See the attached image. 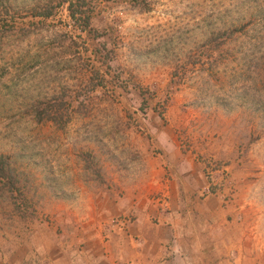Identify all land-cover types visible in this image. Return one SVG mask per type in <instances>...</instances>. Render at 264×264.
<instances>
[{"label":"rangeland","instance_id":"1","mask_svg":"<svg viewBox=\"0 0 264 264\" xmlns=\"http://www.w3.org/2000/svg\"><path fill=\"white\" fill-rule=\"evenodd\" d=\"M0 264H264V0H0Z\"/></svg>","mask_w":264,"mask_h":264},{"label":"trees","instance_id":"2","mask_svg":"<svg viewBox=\"0 0 264 264\" xmlns=\"http://www.w3.org/2000/svg\"><path fill=\"white\" fill-rule=\"evenodd\" d=\"M72 18H75V15L74 14H72Z\"/></svg>","mask_w":264,"mask_h":264}]
</instances>
